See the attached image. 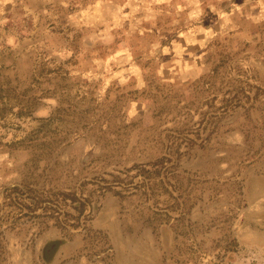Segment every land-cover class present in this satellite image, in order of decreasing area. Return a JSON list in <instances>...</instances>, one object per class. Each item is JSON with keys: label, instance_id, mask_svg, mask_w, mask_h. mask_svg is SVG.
Segmentation results:
<instances>
[{"label": "rangeland", "instance_id": "rangeland-1", "mask_svg": "<svg viewBox=\"0 0 264 264\" xmlns=\"http://www.w3.org/2000/svg\"><path fill=\"white\" fill-rule=\"evenodd\" d=\"M0 264H264V0H0Z\"/></svg>", "mask_w": 264, "mask_h": 264}]
</instances>
